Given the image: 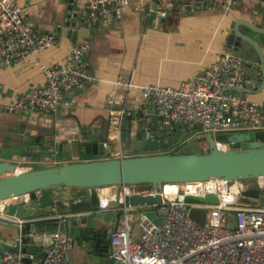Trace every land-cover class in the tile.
<instances>
[{
	"label": "built area",
	"instance_id": "obj_1",
	"mask_svg": "<svg viewBox=\"0 0 264 264\" xmlns=\"http://www.w3.org/2000/svg\"><path fill=\"white\" fill-rule=\"evenodd\" d=\"M147 1L151 3V0ZM147 1L136 6L138 13L146 17L153 13ZM208 1V8H218L230 7L236 0ZM128 5L129 0H84L83 9L87 21L96 24L102 18L119 16ZM25 13L18 0H0V67L18 64L58 44V37L54 33L37 35L24 22ZM165 17V11L156 12L158 26L162 25ZM87 50L86 43L78 42L53 67L41 65L44 84L17 94L14 104L3 108L56 119L61 105H66V93L84 83L96 81L87 69ZM242 64V60L229 47L214 63L178 89L154 85L144 87L141 96L146 106L137 108L136 115L127 112L125 106L110 109L107 128L94 133L105 138L104 150L107 155L112 153V159L128 157L123 154L124 147L130 142L125 133L126 116H129L128 124L134 119L135 124L137 120H145V128L155 125L156 134L164 129L166 134L171 135V140L182 144L194 135L210 133L215 139L216 148L225 150L228 143L218 141L215 135L233 131H264V95L260 102L254 103L238 93L247 85ZM125 86L129 90L132 84L129 81ZM2 88L0 83V94ZM107 104H113L111 98ZM195 129H198V134L194 132ZM80 132L92 133L85 130V126ZM32 164L34 167L27 170L35 169L41 163L35 160ZM48 166L57 164L51 161ZM176 187L175 194L166 192V184L151 191H147L146 185L120 186L116 187L114 194H100L98 212L118 214V222L109 234L108 257L111 264H264V207L237 203L242 192L263 189L264 177L249 181L213 179L176 184ZM35 195L39 197L38 192ZM156 195L160 196L159 203L131 206L126 202L131 196ZM185 195H213L218 203L191 205L184 202ZM30 200V194H23L1 201L0 221L15 222L12 216L3 213L4 209L28 205ZM111 203L121 207L110 209ZM196 208L204 210V224L192 218V210ZM140 209L143 211L138 212L134 226L131 222L134 218L132 212ZM147 211L154 212L155 218L161 221L155 225L145 216L144 212ZM230 213L234 214V221L229 219ZM230 222L234 223L233 230L229 229ZM134 228L138 234H134ZM49 238V245L41 250L42 257L34 260V256L30 255V264H71L70 239L60 229L51 233ZM23 258L21 249L9 251L0 248V264H23Z\"/></svg>",
	"mask_w": 264,
	"mask_h": 264
},
{
	"label": "water",
	"instance_id": "obj_2",
	"mask_svg": "<svg viewBox=\"0 0 264 264\" xmlns=\"http://www.w3.org/2000/svg\"><path fill=\"white\" fill-rule=\"evenodd\" d=\"M187 1L181 10L209 7L208 0ZM260 1L264 4V0ZM75 10L70 4L66 8L63 23L55 29L57 37H67L74 45L84 42L91 30L97 28V25L87 21L86 13ZM250 15L252 19L248 21L242 18L235 20L228 34L227 45L242 60V68L247 69L245 81L248 86L259 85L261 91L264 88V55L257 38L264 36V9L257 6ZM241 28H246L252 34L242 32ZM136 123L138 128L135 136H128V152L132 157L124 159L79 161L80 157L107 154L103 146L105 138L101 134L91 135L79 131L69 136L53 134L54 139L46 140L48 144L62 141L68 144V156L50 160L57 166L19 172L18 163L31 162L33 159L0 155V202L23 194H30L31 199L28 205L4 209L5 215L15 219V222L2 221L12 227L15 240L12 239L11 244H3L2 248L9 251L21 249L23 264H30L29 256H34V260L41 258V250L49 245V235L60 229L70 239V247H76L87 256H102L111 264L108 257L109 234L118 222V214L98 212L102 188L146 185L147 191H151L165 184L213 179L249 181L264 177V142L257 140L253 133L230 135L225 150L216 148L215 139L209 133L197 136L177 154H159L176 141L171 140V135L166 134L164 129L156 134L155 125L145 128V120H137ZM1 135L22 139L11 124L3 125ZM180 138L183 139V136ZM202 143L207 145L205 150L201 148ZM141 152L154 154L135 156ZM73 160L78 162L71 163ZM36 192L39 193L38 198ZM126 202L131 206H143L159 203L160 196H131ZM184 202L205 206L216 205L218 200L213 195H185ZM237 203L264 207V188L242 192ZM117 207L121 205L109 204L110 209ZM144 214L155 225L161 221L155 218L156 214L152 211ZM229 229H234L233 222L229 223Z\"/></svg>",
	"mask_w": 264,
	"mask_h": 264
},
{
	"label": "crops",
	"instance_id": "obj_3",
	"mask_svg": "<svg viewBox=\"0 0 264 264\" xmlns=\"http://www.w3.org/2000/svg\"><path fill=\"white\" fill-rule=\"evenodd\" d=\"M146 1L129 0V5L119 16H108L94 24L97 28L91 30L89 38L84 42L88 46L87 69L96 81L84 83L66 93V105H61L56 119L28 113L23 121L21 113L3 107L12 106L17 94L44 84L40 66L50 68L62 61L74 47L69 38L58 37L57 46L42 51L38 56L32 55L18 64H4L0 67V83L3 87L0 94V155L21 157L25 152V139L47 144L46 140L51 139L53 134L69 136L80 132L83 126L85 130L92 132L91 135L103 131L108 126V113L112 108L120 109L125 106L127 112L136 115L137 108L146 106L141 96L144 87L154 85L180 88L195 74L214 63L220 54L228 51V34L237 18L248 21L252 19L250 13L255 7L264 9L260 0H236L230 7H201L191 11L180 9L187 0H151V3L147 1V5L153 13L146 17L136 10L137 4ZM83 2L84 0H18L26 12L24 22L37 35L55 34V29L63 23L66 8L70 4L75 11L84 14ZM160 10L166 12V17L162 25L158 26L156 12ZM241 31L252 34L246 28H241ZM257 41L264 55V36L258 37ZM242 72L244 76L248 75L246 68H242ZM129 81L132 87L126 90L125 84ZM254 86L249 87L247 84L244 91L238 93L250 102H260L264 88L260 91L259 85ZM109 98L113 101L112 105L107 104ZM126 117L125 133L127 135L131 127L133 135L137 127L135 119L128 124L129 116ZM4 124H11L22 139L2 136ZM194 132L198 134V129ZM197 136L199 135H194V139ZM179 144L182 142L172 144L166 154H177L181 147ZM206 148L205 144L203 149ZM41 151L44 150H36L34 153L37 155ZM43 158L45 157L31 159ZM88 160L92 159L79 158V161ZM77 162L73 160L71 163ZM18 164L17 170L20 172ZM103 189L104 193H112L110 188ZM196 210L194 220L204 224V210ZM13 232L11 226L0 222V248L3 244H11L12 239L15 240ZM69 256L71 264H108L104 257L87 256L74 246L70 247Z\"/></svg>",
	"mask_w": 264,
	"mask_h": 264
},
{
	"label": "bare ground",
	"instance_id": "obj_4",
	"mask_svg": "<svg viewBox=\"0 0 264 264\" xmlns=\"http://www.w3.org/2000/svg\"><path fill=\"white\" fill-rule=\"evenodd\" d=\"M14 112H16L15 110H12ZM18 113H21V112H18ZM29 112H23L21 113V116H22V119L23 121L26 120V117H27V114ZM138 127H136L137 129ZM135 129V131H136ZM134 131V133H135ZM128 136H135V134L132 135V129L131 127H129V130H128V133H127ZM23 146L25 148V152L22 153L20 156L21 157H28V158H41V157H45L43 159H36V160H54V159H61V158H64L66 156L69 155V150H68V144L67 142L65 141H62V142H59L57 144H39L37 143V140H34V142L30 141V140H27L25 139L24 142H23ZM41 149H43L44 151H41L40 154H35L34 152L37 150V151H40ZM20 157V158H21ZM106 189H112V193H104V190L102 188L101 190V193L104 195V196H108L110 194H114L116 192V187L115 186H109V187H105ZM176 184H166V192L170 193V194H175L176 193ZM200 197V196H198Z\"/></svg>",
	"mask_w": 264,
	"mask_h": 264
},
{
	"label": "rangeland",
	"instance_id": "obj_5",
	"mask_svg": "<svg viewBox=\"0 0 264 264\" xmlns=\"http://www.w3.org/2000/svg\"><path fill=\"white\" fill-rule=\"evenodd\" d=\"M241 132H244V131H241ZM241 132H236V131H233V132H227V133H223V134H217V135H215L214 137L218 140V141H220V142H223V143H228V138H229V136L230 135H232V134H239V133H241ZM250 132H252L254 135H256L257 133H260L261 131H246V132H244V133H250ZM243 133V134H244ZM200 136H202V135H200ZM55 138V136L53 137V138H51V139H54ZM196 138V137H195ZM193 139H194V137L193 138H191L190 140H187V141H184L183 143V145L181 144H179L181 147H180V149L178 150V153L181 151V149L186 145V144H188L189 142H191V141H193ZM178 145V146H179ZM203 147H205V144L204 143H202L201 144V148H203ZM128 149H129V145H126L125 147H124V155H126V156H128V157H132V154L131 153H129L128 152ZM170 151V149H167V150H161L160 151V153L159 154H166V153H168ZM136 154H138V155H152V154H154V153H149V152H146V153H143V152H141V153H136ZM135 154V155H136ZM88 158H91L92 160H101V159H112V157H113V155H112V153H110V154H106V155H104V156H87ZM32 161H34V160H32ZM49 162H51L50 160H39V163H41V164H39V166L37 167V168H45V167H47L48 166V164H49ZM19 165V170H21V171H24V170H27V169H30V168H33L34 167V165L32 164V162L31 163H29V162H26V163H20V164H18ZM143 210L142 209H140V210H138V211H133L132 212V214L134 215V218L132 219V224L134 225V226H136V220H137V217H138V212H142ZM229 219L231 220V221H234V214H229ZM134 234H138V230L136 229V228H134Z\"/></svg>",
	"mask_w": 264,
	"mask_h": 264
},
{
	"label": "trees",
	"instance_id": "obj_6",
	"mask_svg": "<svg viewBox=\"0 0 264 264\" xmlns=\"http://www.w3.org/2000/svg\"><path fill=\"white\" fill-rule=\"evenodd\" d=\"M255 136H256L257 140H260L261 142H264V131H261L260 133H257ZM196 209H193L192 213H191V216H192L193 219H195V212L197 211Z\"/></svg>",
	"mask_w": 264,
	"mask_h": 264
}]
</instances>
